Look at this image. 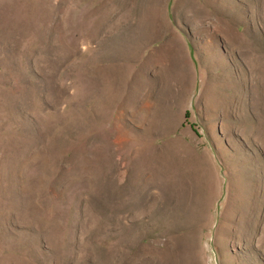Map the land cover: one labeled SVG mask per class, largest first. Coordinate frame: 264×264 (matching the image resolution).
Wrapping results in <instances>:
<instances>
[{
    "label": "rangeland",
    "instance_id": "obj_1",
    "mask_svg": "<svg viewBox=\"0 0 264 264\" xmlns=\"http://www.w3.org/2000/svg\"><path fill=\"white\" fill-rule=\"evenodd\" d=\"M0 264H264V0H0Z\"/></svg>",
    "mask_w": 264,
    "mask_h": 264
},
{
    "label": "crops",
    "instance_id": "obj_2",
    "mask_svg": "<svg viewBox=\"0 0 264 264\" xmlns=\"http://www.w3.org/2000/svg\"><path fill=\"white\" fill-rule=\"evenodd\" d=\"M164 34H165V33H162V34L158 35V33H157V37H156L155 39H156V40H157V39H160V36H165Z\"/></svg>",
    "mask_w": 264,
    "mask_h": 264
}]
</instances>
